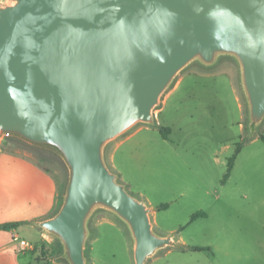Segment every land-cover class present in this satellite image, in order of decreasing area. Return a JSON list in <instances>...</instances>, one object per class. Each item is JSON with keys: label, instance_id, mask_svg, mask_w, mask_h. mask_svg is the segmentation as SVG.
<instances>
[{"label": "water", "instance_id": "water-1", "mask_svg": "<svg viewBox=\"0 0 264 264\" xmlns=\"http://www.w3.org/2000/svg\"><path fill=\"white\" fill-rule=\"evenodd\" d=\"M238 64L254 134L264 119V0H12L0 6V138L49 153L65 166L59 207L33 221L67 264H87L88 220L114 214L133 264L182 247L154 229L151 207L131 195L105 148L154 109L193 62Z\"/></svg>", "mask_w": 264, "mask_h": 264}, {"label": "rangeland", "instance_id": "rangeland-1", "mask_svg": "<svg viewBox=\"0 0 264 264\" xmlns=\"http://www.w3.org/2000/svg\"><path fill=\"white\" fill-rule=\"evenodd\" d=\"M154 116L158 125L171 127L170 139L160 136L158 126L151 128L137 155L134 145L125 144L116 151L118 167L114 171L131 195L145 198L152 207L169 204L151 212L157 232H175L183 243L206 246L210 251L169 246L147 263L213 264L216 259L215 264H264V119L254 134H249L237 62L222 56L207 69L193 62L161 96ZM141 125L147 124L139 123L131 130ZM117 140L105 148L108 164ZM9 142L51 172L58 186L55 211L67 180L65 166L49 153L22 146L15 139ZM237 145L240 150L229 177L223 180L227 159ZM197 210L205 211L207 217L180 229ZM88 229L87 264H133L129 233L114 214L95 210ZM41 235L29 241L33 245L29 250L38 258L56 261L51 264H67L58 240L45 232ZM21 236L34 239L32 233ZM214 253L215 258L211 257Z\"/></svg>", "mask_w": 264, "mask_h": 264}, {"label": "crops", "instance_id": "crops-1", "mask_svg": "<svg viewBox=\"0 0 264 264\" xmlns=\"http://www.w3.org/2000/svg\"><path fill=\"white\" fill-rule=\"evenodd\" d=\"M199 66L205 69L209 68ZM163 113L165 115V111ZM157 126H159L157 121L155 125H141L134 130L130 129L127 131L128 133L126 132L127 134L124 133L126 135L123 134L124 137L122 135L121 139H115L117 142L111 154L110 168L114 171L118 167V164L114 163L117 150L125 144L127 146L134 145L133 152H136L137 155L141 149H144L142 141L145 133ZM6 140L5 142L4 139L0 147V224L7 222H19V224L10 229L0 228V264H44V262L51 264L56 261L43 257H40L39 260L29 249H22L15 237L28 243L41 238L43 231L32 222L49 217L54 212L58 190L57 182L51 172L33 160L26 150L13 146L9 142L11 139ZM22 146L28 147L25 144ZM116 173L118 174V172ZM120 181L122 182V180ZM205 214L194 221L207 217L206 212ZM24 233L34 234V239L29 240V238L22 237L21 234ZM176 238L181 241L178 237ZM187 246L190 245L183 243L182 248L189 249ZM187 254L189 253H186V256H189ZM215 256L214 253L211 257L215 258ZM207 259L210 261L208 257ZM216 262L215 259L213 264ZM147 264H151V261Z\"/></svg>", "mask_w": 264, "mask_h": 264}, {"label": "trees", "instance_id": "trees-1", "mask_svg": "<svg viewBox=\"0 0 264 264\" xmlns=\"http://www.w3.org/2000/svg\"><path fill=\"white\" fill-rule=\"evenodd\" d=\"M158 131H159V134L160 136L165 139V140H169V134L171 133V127L169 126H164V125H159L158 126ZM264 139V137H262ZM240 146L237 145L236 148L234 149V152L228 157L227 159V163H226V172L224 174V177H223V180H226L229 175H230V172L232 170V167H233V164H234V161L236 159V156L240 150L239 148ZM168 203H160L156 206V209L159 210V209H165L168 207ZM55 209V208H54ZM205 212L203 210H197L195 212H193L191 215H190V218H189V221L182 225L180 227V229H183L185 228L189 223H191L192 221H194L195 219H197L198 217H203L205 216ZM19 222H7V223H1L0 224V228L2 229H10L11 227L13 226H16L18 225ZM189 249L193 250V251H210V248L209 247H206V246H197V245H190V246H187ZM41 253L43 255L46 254V251L43 249V246L41 248ZM38 258V257H37ZM40 260V258H39ZM44 264H47V262H44Z\"/></svg>", "mask_w": 264, "mask_h": 264}, {"label": "built area", "instance_id": "built-area-1", "mask_svg": "<svg viewBox=\"0 0 264 264\" xmlns=\"http://www.w3.org/2000/svg\"><path fill=\"white\" fill-rule=\"evenodd\" d=\"M7 2V0H0V6L4 5ZM4 141L3 138H0V147L2 145V142ZM19 241V244L22 249H32L33 245L31 243L26 242L25 240L18 239V237H15Z\"/></svg>", "mask_w": 264, "mask_h": 264}]
</instances>
